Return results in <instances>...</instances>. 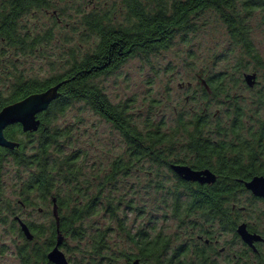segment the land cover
Returning <instances> with one entry per match:
<instances>
[{
	"label": "trees",
	"instance_id": "trees-1",
	"mask_svg": "<svg viewBox=\"0 0 264 264\" xmlns=\"http://www.w3.org/2000/svg\"><path fill=\"white\" fill-rule=\"evenodd\" d=\"M125 2L127 12L123 21H115L113 14L108 12L83 15V23L95 37L94 42L87 49H82L81 44L70 48L69 66L63 72L48 78L10 74L8 77L14 76V80L0 88L1 112L33 94L54 91L58 86L56 96L37 114L38 129L26 131L19 122L11 124L5 129V135L18 145L0 147V210L5 213V222L9 215L13 216V224L26 241L18 248L21 264H53L47 255L59 235L63 236L61 248L67 251L70 248L68 240H84L88 233L83 222L100 211L103 201L107 204L105 210L116 218L118 230L132 249L130 252L123 249L120 254L126 264L136 260L147 264H220L217 255L221 253L216 247L220 232H232L244 245V256L236 253L231 264H264V256L253 253L236 232L248 209L246 204L240 203V196L252 194L245 182L256 175H264V124L258 132L244 136L243 125L238 121L241 107L236 104L233 107L237 117L230 132L221 128V123H217L213 131L209 116L200 113L194 115L189 124L181 118L178 128L172 131H166L160 122L148 123L143 129L132 118L128 105L113 103L98 82L132 58L149 57L168 50L178 37L196 32L200 17L210 10L220 15L232 42L241 52L263 67L264 58L253 41L250 20L259 12L264 21V0ZM50 5V0H7L0 6V63L2 54L7 53L6 48H18L27 53L51 37V32L31 37L29 32L20 30L23 15L47 9ZM223 80L221 75H216L209 84L215 96L227 94L230 98ZM76 103L86 104L111 123L125 142L123 153L111 162L100 178L85 176L81 151L71 148L73 129L60 123L61 117ZM10 160L28 169V176L22 178L20 184L17 204L37 206L35 198L41 200L44 203L41 210L52 215L48 223L25 221L12 200L6 197L2 176L5 163ZM145 162L165 167L174 175L176 183L170 188L172 213L181 223L199 227L197 243L186 240L169 254L172 240L163 231L156 232L154 227H139L136 231L128 228L127 209L137 207L133 200H127L120 193L122 179ZM172 164H187L199 170L210 168L217 174V180L211 184L185 180L173 170ZM156 186L161 190L166 188L162 181ZM252 196L254 200L264 201ZM55 204L58 216L54 214ZM262 214L264 217V209ZM19 219L28 224L33 239L27 238ZM105 234L103 230L97 231L90 264H103L96 260L98 257L108 259L106 264L117 261L105 253L109 249ZM40 239H43L42 244L36 242ZM251 253L255 262L248 258Z\"/></svg>",
	"mask_w": 264,
	"mask_h": 264
},
{
	"label": "rangeland",
	"instance_id": "rangeland-1",
	"mask_svg": "<svg viewBox=\"0 0 264 264\" xmlns=\"http://www.w3.org/2000/svg\"><path fill=\"white\" fill-rule=\"evenodd\" d=\"M6 1L0 0V6ZM50 3L47 9L23 15L20 30L29 32L31 37L51 32V37L27 53L20 52L18 48H6L7 53L2 54L0 63V78H3L0 88H4L7 81L8 85L14 80V76L8 77L10 74L48 78L68 68L70 48L81 44L82 49H87L94 42L95 37L82 20L85 13L108 12L113 14L115 21H123L127 12L125 0H50ZM250 24L253 41L264 58L261 13L256 12ZM198 26L196 32L178 37L168 50L149 57L132 58L115 73L99 78L98 82L113 103L128 105L132 118L143 129L148 123L160 122L166 131H172L178 128L181 118L189 124L191 118L200 113L209 116L213 131L217 123H221V128L230 132L237 117L233 106L238 104L242 112L238 121L243 125V135L249 137L264 124V66L256 65L232 42L227 25L217 12H205ZM246 73L256 74L253 86L246 82ZM216 75L224 78L230 98L227 94L214 95L209 81ZM60 123L73 129L71 148L81 151L87 178L102 177L111 162L125 149L122 136L112 124L84 103H76L61 117ZM27 176V168L18 166L13 160L7 161L2 176L5 195L25 221L48 223L52 215L41 210L44 204L41 200L35 198L37 206L17 204L22 178ZM159 181L166 184L165 189L157 188ZM97 183L98 179L95 185ZM175 183L174 175L167 168L145 162L122 179L120 188V193L127 200H133L137 207L127 209L128 228L136 231L139 227H154L156 232L163 231L172 240L169 254L186 240L197 243L199 237V227L181 223L172 213L170 188ZM103 202L99 205L100 211L83 222L88 233L85 239L68 240L69 251L63 248L72 264L92 262L90 252L98 230L106 233L109 249L105 253L117 259L111 263L126 264L120 254L123 249L128 252L132 249L118 230L116 218L105 210L106 201ZM240 203L248 207L243 213V221L264 233V202L254 200L252 194H245L240 196ZM4 214L0 210V264H21L18 248L26 241L18 232L17 225L13 224V216L9 215L5 222ZM217 237L220 264L233 263L236 253L244 256V245L234 238L232 232H220ZM36 242L42 244L43 239ZM223 247L226 250L222 252ZM248 258L256 261L252 253ZM96 260L108 263V259L98 257Z\"/></svg>",
	"mask_w": 264,
	"mask_h": 264
},
{
	"label": "water",
	"instance_id": "water-1",
	"mask_svg": "<svg viewBox=\"0 0 264 264\" xmlns=\"http://www.w3.org/2000/svg\"><path fill=\"white\" fill-rule=\"evenodd\" d=\"M245 79L250 86H253L255 84L256 74L246 73ZM57 89L58 86L54 88V91L48 90L45 93L33 94L20 102L5 107L0 112V147L14 148L18 145L17 142L8 139L5 135V129L11 124L19 122L26 131L38 129L40 121L37 118V114L44 110L47 104L56 96ZM172 168L180 177L188 181L211 184L217 180V174L210 168L199 170L187 164H172ZM245 186L253 195L264 198V175L254 176L245 182ZM54 214L58 216L56 204L54 205ZM19 223L27 238L33 239V234L28 224L22 219H19ZM238 233L243 241L255 250L254 243L263 239L261 235L250 232L246 223L239 225ZM62 242L63 236L60 234L56 245L47 255L49 261L53 264H71L66 253L61 248ZM133 264L147 263L136 260Z\"/></svg>",
	"mask_w": 264,
	"mask_h": 264
},
{
	"label": "flooded vegetation",
	"instance_id": "flooded-vegetation-1",
	"mask_svg": "<svg viewBox=\"0 0 264 264\" xmlns=\"http://www.w3.org/2000/svg\"><path fill=\"white\" fill-rule=\"evenodd\" d=\"M250 191V190H249ZM251 192V191H250ZM252 193V192H251ZM252 195H253V193H252ZM255 196V195H254ZM257 197V196H256ZM260 199H262V200H264V198H261V197H259ZM264 202V201H263ZM242 223H246L247 224V227H248V229H249V231L250 232H252V233H257V234H259V235H261L262 237H263V239L262 240H260V241H256L255 243H254V245H255V247H256V250L252 247V246H250V245H248L247 243H245L244 241H243V239H242V237L240 236V234L238 233V227H239V225L240 224H242ZM236 232H237V234L239 235V237H240V239L249 247V248H251L252 249V251H253V253H255L257 256H259V257H263L264 256V249H263V246H264V233L262 232V231H260L257 227H255L254 225H250L248 222H245V221H242V222H240L239 224H238V226H237V228H236ZM226 250V247H223L222 249H221V251L223 252V251H225Z\"/></svg>",
	"mask_w": 264,
	"mask_h": 264
}]
</instances>
